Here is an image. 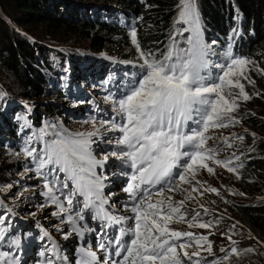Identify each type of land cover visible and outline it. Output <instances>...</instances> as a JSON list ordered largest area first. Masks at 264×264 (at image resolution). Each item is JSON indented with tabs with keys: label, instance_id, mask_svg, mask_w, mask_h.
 Here are the masks:
<instances>
[{
	"label": "snow or ice",
	"instance_id": "6c2138e0",
	"mask_svg": "<svg viewBox=\"0 0 264 264\" xmlns=\"http://www.w3.org/2000/svg\"><path fill=\"white\" fill-rule=\"evenodd\" d=\"M179 19L188 25L184 31L191 33L186 38L187 46L182 48L173 39L167 51L161 53L159 58L155 53L140 50L141 62L137 65L139 72L134 74L121 98L115 101L114 117L99 122L95 118L85 121L93 124L91 131L69 132L58 125H47L41 129L39 138H43L48 128H51L53 138L45 141L39 153L35 147L26 146L22 149L27 157H33L36 162L35 171L44 177L47 189L44 195L58 207V212L54 214L67 213V222L71 223L72 232L83 236L85 231H94L78 225V221L85 219V210L91 213V219L104 222L101 231L111 225H120L114 237V255L121 258L106 259L104 264H185L184 258H187L189 264H201V251L214 255L207 235H196L191 231L169 227L174 221H186L187 213L181 209L187 200L194 199L192 193L188 192L185 199L174 202L170 196H165V190L177 191L182 184L192 183L200 168L213 173L214 169L208 165L207 160H214L229 172L236 171L231 166V160L216 158L217 148L208 146V141L213 139L208 132L213 128L238 123L232 115L239 107L237 100L251 99L241 79L249 84L255 82L246 74L252 62L247 58L233 57L231 45L225 52L228 61L218 65L220 74L214 82H206L202 70L208 68L210 46L202 39L195 0H180ZM131 39L139 50L135 29L131 32ZM260 71L264 73V69ZM234 89H238V93ZM101 129H104L105 135L118 132L119 136L108 141L114 150L97 159L91 146L96 142L93 137L101 135ZM32 139L29 137L26 145ZM110 156L123 161L131 170L129 183L124 189L132 201L131 216L112 215L105 207L109 203V198L103 193L105 178L97 174L96 168L102 167ZM48 166L51 167L46 174L41 171ZM238 167H243V164ZM61 173L64 174L63 179ZM157 185L159 189L153 192L152 189ZM64 189H69L67 194L63 192ZM184 191L187 192V189ZM192 191L197 189L193 187ZM205 191L219 194L215 187ZM57 192L64 196L67 208L56 195ZM75 196L83 197L82 207L79 200L74 204ZM73 208L79 209L75 215L72 214ZM128 221L133 223L128 225ZM2 223L3 218H0ZM187 223L189 227H211V222H203L195 210ZM232 228L235 229L236 224ZM69 235L71 233H67L65 239ZM3 238L4 229L0 228V240ZM182 238L186 239L180 242ZM228 239L231 240V237ZM112 242L109 241L110 244ZM14 243L18 244V241ZM236 243L232 241V245ZM193 244L197 251L189 253L187 249L193 247ZM99 248L105 249V244L101 242ZM51 251L56 252L57 249L54 247ZM78 251L76 264H97V254L90 247H81ZM242 251L249 253L255 249L249 247ZM221 252H225V249L222 248ZM240 252L237 247H230L231 254L240 255ZM228 261L230 255L225 253L219 259L205 261V264H225ZM0 264H19V259L9 257L8 252H0ZM46 264L55 262L48 259Z\"/></svg>",
	"mask_w": 264,
	"mask_h": 264
},
{
	"label": "trees",
	"instance_id": "16d2710c",
	"mask_svg": "<svg viewBox=\"0 0 264 264\" xmlns=\"http://www.w3.org/2000/svg\"><path fill=\"white\" fill-rule=\"evenodd\" d=\"M200 5L201 30L203 27L222 30L233 12L237 14L239 11L248 26H254L256 32V37L244 44L243 52H248L250 60H255L264 69V0H202ZM179 13L180 0H0V74L4 72L9 77L14 88L13 96H23L25 99L39 96L42 101L37 104L47 111L38 110L36 113L41 125L42 118L48 119L49 124L52 123L51 119L63 120L58 104L61 92L55 89L58 82L69 81L68 74L71 72L85 85L91 78L88 71L93 70L92 64L96 58L111 57L118 63V59L130 61L138 68L140 50L155 53L159 58L173 39L183 48L184 29L188 25L184 23L182 26L184 21L179 19ZM127 14L143 19V25L136 31L139 50L132 43V31L125 24ZM177 23L179 28L175 29ZM173 30L175 37L172 38L168 34ZM178 31L183 33L180 37L177 36ZM114 48H117V52ZM45 91L53 95L46 100L48 103L42 98ZM246 91L251 96L256 90L246 88ZM259 91L255 98L257 102L253 103L254 111L243 118L249 128L263 137L264 79ZM6 101L0 87V153L8 142L17 147L26 142L30 133H35L39 142L45 139L39 138L41 132L33 129L29 116H25L26 108H11ZM244 138L249 141L247 135ZM263 141L254 147L250 165L244 164L242 167L243 172H248L247 191L261 197H264ZM15 161L18 162L19 157L15 156ZM5 172L13 179L12 185L17 186L9 189L0 185V195L11 205L24 203L23 200L30 197L34 184H24L23 173L13 164H9ZM14 193H20L17 195L20 197L17 198ZM227 205L229 213H233L259 241L264 242V200H234L228 201ZM4 216L10 218L0 202V218ZM233 233L237 237L239 234L241 237L249 235L240 227ZM249 243L264 255L261 243L251 237ZM232 246L241 249L237 244Z\"/></svg>",
	"mask_w": 264,
	"mask_h": 264
},
{
	"label": "rangeland",
	"instance_id": "374dc122",
	"mask_svg": "<svg viewBox=\"0 0 264 264\" xmlns=\"http://www.w3.org/2000/svg\"><path fill=\"white\" fill-rule=\"evenodd\" d=\"M201 1L202 0H195L196 9L198 11L199 18H200V23H201V12H200L201 10L200 2ZM184 23L185 22H182V26H184ZM178 28H179V24L177 23L175 29H178ZM179 33H181V31H178V34H177L178 37L181 36ZM168 36L172 38L175 37V30L169 31ZM109 38L113 39V37L111 36ZM116 50L117 48H114V51ZM255 63L256 62L253 60L251 64L253 65ZM112 64H113V61L111 59H105L103 61L102 68L99 71H96L93 73L94 79L86 87L95 88L98 84L106 83L109 80H111V82L115 84L117 79L114 77V72L116 71L117 67L113 66ZM260 69L262 68L253 67L250 69V71L249 70L247 71L246 74L255 83L249 84L246 80L241 79V83L245 85V89L250 88L256 91L259 90L261 84L263 83V79H264V73H262ZM8 78L9 77L4 72L0 74V87H1V90H3V94L5 98L7 99L6 102L11 104V108H17L21 106L20 108L24 109L25 107L27 108L29 107L31 110V113L28 112L29 110L25 111L27 112L25 113V116L28 114L31 117H34L35 119H37L36 113H38V110L44 111L43 110L44 107L37 104L38 102L41 103L42 100L39 99V96L38 97L33 96L30 99H25L23 96H15V95L13 96L12 91L14 88H12L11 86L12 84L10 83ZM116 90L120 93L124 91L120 87H116ZM238 91H239L238 89H234V92L238 93ZM256 91H254L255 94H256ZM43 94L44 95L42 98L45 99V102H47L46 100L51 99L53 96L51 94L50 95L46 94V91ZM255 98L256 96L253 95L249 101L248 100L245 101L243 99L237 100V104L239 105V107L235 109V111H233L232 115L236 118L238 123H235L232 125L229 124L231 125L232 128L234 127L233 128L235 130L234 133L236 134H233V135L236 136V141L234 142V144H231L230 146H226V145L221 146L220 149L216 152V154L228 153V154L234 155V154L241 153L243 154V157H244L243 160H245V158L251 159L248 157V155L251 156V154L254 152V147L256 145H260L258 143H260L262 139H264V136L262 137V135L253 131L247 125L244 124L243 117L246 116V114H252V112L254 111L253 103L257 102ZM53 101L55 103V100ZM247 102H250V103H247ZM256 109L259 110V107H257ZM44 113H47V111L45 110ZM66 120H69L68 116L66 117ZM82 124L83 126H80L79 128H77V131H80L83 128H87L85 131L93 130V128L89 127L91 126L89 123H81L80 125ZM37 125L40 126V124H37ZM47 125H55V123L49 124L48 119L42 118V129H45ZM229 130L230 128H228L226 131H229ZM51 131H52L51 128L47 129V133H46L47 140L53 138L51 135ZM69 132H73V131H69ZM215 132H218V131H216V129H210L208 133L211 137L213 136L215 137ZM245 135H247L249 141L244 139ZM241 136L243 137L242 140L239 139V137ZM212 140L213 139L209 140V142ZM252 143H255V144L251 145ZM263 145H264V141H263ZM246 153L247 155L244 156V154ZM103 156L104 155H101L100 157L102 158ZM12 161L14 160H13V155L10 151L8 150L1 151L0 153V185L5 188H9V189L12 188L13 185L14 187L17 186V184L12 185L13 179L9 177L10 175L13 174V171L10 173L9 176L5 172L8 169L9 164H12L11 163ZM1 168H5L6 170L2 171ZM111 171L115 175L123 174L122 170L117 169L115 167L111 168ZM247 175H248L247 171L243 172V170H239V169L238 170L236 169L235 172H229L227 169L223 167H219V168L214 169L213 173H208L206 169L200 168L196 172L195 181H192V183L190 184H182L180 190L170 192L169 196L174 194L175 196L174 198L180 201L184 199L183 197H185L188 194V192H191L194 199L187 200L185 202V206L188 207L190 210H194L196 207H199V205L204 206L202 210L208 209V211L203 214V218L206 222H211V227L210 228H199L198 227V231L201 232L202 230H204V232H211V233H213L214 231V233L217 236H219L220 240L217 239L215 242H213V245L219 248H222L221 246L223 245H229L230 243H232V241H236L237 242L236 244L241 248L240 249L241 252H240V255L231 254L230 261L232 264H264V260L262 259V256L264 255L259 253L256 247L249 243V238L255 237V235L252 233H249V231H247L242 225H240L239 222L237 224V219L233 217V213H229V211L227 210L228 201L237 200V201L247 202V201L264 200V197H261L257 194L247 191V182H246ZM203 176L206 177L207 180H203L202 178ZM197 181L199 183H197ZM193 187H195L197 191L193 192L192 191ZM209 187L217 188L219 194L210 192V191H205V189ZM184 189H187V192L184 191ZM25 192H27V189L25 190ZM21 193L23 192L21 191ZM201 193H203V195H201ZM240 193H243V195H241ZM18 194L14 193L13 195L18 198L19 197L17 196ZM166 194L168 193H165V195ZM182 194L183 196H181ZM22 206H24L25 209L27 208L25 204H22ZM44 206L45 205H41L42 208H45L44 210L39 209L40 208L39 206H35L30 211L26 209L27 212L31 213V214H27L29 216V219L27 221L15 220L16 223H14L12 221H8L7 219H5V225H4L5 231L11 234V238L7 240L5 233H4V238L2 239L1 244L4 245L6 248L10 249L9 242L13 243L12 244L13 248L11 249V256H15L17 254V248L15 247H18L20 244H22L24 247L26 246L33 247V250L35 252L34 257L42 258L45 260L52 259L54 262L57 257L60 259V256H59L60 251L58 247H57L56 252L51 251L50 241H52V238L44 234V232L42 231V224H45L50 228L51 234L56 237V241L59 242V246H61V248L64 251L67 250L70 253V255H72L73 252L77 250V247L81 244L79 235L70 230L71 226L67 224V221H66L67 218L65 216H62L61 213L59 215L54 214L58 212L57 205H55L54 207H52L51 205L49 208H47V206L45 207ZM50 208H55L56 210H54L51 214H48V211H46V209L49 210ZM182 212H186L188 215L187 211H182ZM63 214L67 215V213H63ZM81 224L85 225V223H81ZM179 224L181 226H185L188 223L185 221V222H179ZM233 224H236V227L239 226L240 228L244 229L245 232H247L249 235L241 237V235L239 234L238 238H236V235L232 232ZM22 230L26 231L24 233L25 238L23 239L21 236ZM67 233H71V235H69L68 238L65 239V235ZM35 235H37V241L35 244L31 242H27L26 239H29V241H33ZM229 236L231 237V240L228 239ZM15 241H18V244L14 243ZM249 247L254 248L255 251L249 252V253H244L242 251L243 249H246ZM29 255H30V252L27 256Z\"/></svg>",
	"mask_w": 264,
	"mask_h": 264
},
{
	"label": "clouds",
	"instance_id": "9594fccd",
	"mask_svg": "<svg viewBox=\"0 0 264 264\" xmlns=\"http://www.w3.org/2000/svg\"><path fill=\"white\" fill-rule=\"evenodd\" d=\"M232 19H233V17L231 16L230 18H229V22L228 23H225L226 24V26H228L229 24H231L232 23ZM234 20V19H233ZM243 29H244V31L246 32V33H248V35L249 36H251V33H252V36L251 37H253V39L256 37V32H255V29H254V26H248V24H247V22L245 21V18H244V20H243ZM226 29H222L221 30V33H220V36H222V38H223V40L225 41L227 38H225L226 37ZM219 42H220V37H219ZM242 49L244 50V47H242ZM249 61H251L252 62V60H250L249 59ZM255 61V60H254ZM256 62V61H255ZM253 67H255V68H259V65L257 64V63H255V64H251L250 66H248V70L250 71V69L251 68H253ZM260 68H262V67H260ZM263 69V68H262ZM258 74V73H257ZM245 91H246V89H245ZM247 92V91H246ZM260 93V91L258 90V91H256V93ZM248 93V92H247ZM252 95H251V98H252V96L253 95H255V96H257L255 93H254V91H253V93H251ZM250 100V99H249ZM248 100V101H249ZM245 124V123H244ZM232 125V124H231ZM231 125H229L228 124V127L230 128V129H233L232 127H231ZM246 125V124H245ZM251 129V128H250ZM234 130V129H233ZM253 130V129H252ZM235 131V130H234ZM254 131V130H253ZM245 137V136H244ZM245 139V138H244ZM235 141H236V136H235ZM232 144H234V142H232ZM246 150H247V148H246ZM240 153V152H239ZM234 155H236V154H234ZM247 155V153L246 154H244V156H246ZM248 157H249V155H248ZM253 159V158H252ZM251 159V160H252ZM251 160H250V162H251ZM250 162L248 163V161L246 162L245 161V163L244 164H247L248 166L250 165ZM243 164V165H244ZM238 170V169H237ZM239 170H242V167L239 169ZM234 217V216H233ZM236 218V217H235ZM237 219V221L239 222L240 220L238 219V218H236ZM240 225H242L247 231H249V233H252V234H254L251 230H249V229H247L246 227H245V225L242 223V222H240ZM239 226H237L236 228H238ZM235 228V229H236ZM235 229H233L232 228V232H233V230H235ZM235 234V233H234ZM236 235V234H235ZM255 235V234H254ZM257 236L255 235V238H256ZM251 238H253V237H251Z\"/></svg>",
	"mask_w": 264,
	"mask_h": 264
},
{
	"label": "bare ground",
	"instance_id": "6f19581e",
	"mask_svg": "<svg viewBox=\"0 0 264 264\" xmlns=\"http://www.w3.org/2000/svg\"><path fill=\"white\" fill-rule=\"evenodd\" d=\"M220 38H222V37L220 36ZM225 41H226V40H225ZM220 42H224L223 38H222V40H220ZM27 106H28V105H27ZM25 108H26V111H28V110H29L28 112H29V113H31V110H30V108H29V107H28V108H27V107H25ZM26 113H27V112H26ZM32 114H33V113H32ZM41 115H42V114H41ZM243 161H245V160H243ZM130 204H131V203H130ZM130 204H129V205H130ZM237 222H238V221H237ZM240 222H241V221H239V223H240Z\"/></svg>",
	"mask_w": 264,
	"mask_h": 264
},
{
	"label": "water",
	"instance_id": "95a60500",
	"mask_svg": "<svg viewBox=\"0 0 264 264\" xmlns=\"http://www.w3.org/2000/svg\"><path fill=\"white\" fill-rule=\"evenodd\" d=\"M262 244V243H261Z\"/></svg>",
	"mask_w": 264,
	"mask_h": 264
}]
</instances>
